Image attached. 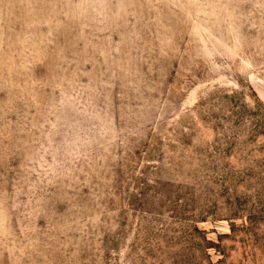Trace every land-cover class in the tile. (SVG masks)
I'll return each instance as SVG.
<instances>
[{
  "label": "rangeland",
  "instance_id": "rangeland-1",
  "mask_svg": "<svg viewBox=\"0 0 264 264\" xmlns=\"http://www.w3.org/2000/svg\"><path fill=\"white\" fill-rule=\"evenodd\" d=\"M0 264H264V0H0Z\"/></svg>",
  "mask_w": 264,
  "mask_h": 264
}]
</instances>
